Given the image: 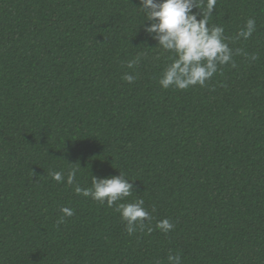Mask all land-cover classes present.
Wrapping results in <instances>:
<instances>
[{"label": "trees", "instance_id": "16d2710c", "mask_svg": "<svg viewBox=\"0 0 264 264\" xmlns=\"http://www.w3.org/2000/svg\"><path fill=\"white\" fill-rule=\"evenodd\" d=\"M138 7L0 0V264H264V0H217L233 59L183 90L160 86L171 54ZM71 169L73 185L49 175ZM119 172L133 193L117 203L152 217L131 234L74 191Z\"/></svg>", "mask_w": 264, "mask_h": 264}, {"label": "clouds", "instance_id": "9594fccd", "mask_svg": "<svg viewBox=\"0 0 264 264\" xmlns=\"http://www.w3.org/2000/svg\"><path fill=\"white\" fill-rule=\"evenodd\" d=\"M216 3L217 0H140L138 9L144 13L145 21L148 22L144 27L145 33L157 41L160 49L171 54L170 62L159 79L162 88L174 87L183 90L195 85L203 87L221 66L232 61L234 53L225 42L227 38L224 36V28L217 25L209 26ZM193 9L199 11L194 12ZM255 29V19L249 18L237 33V37L248 39ZM236 52L238 54L239 50ZM256 58L254 54L251 57L253 60ZM138 60L139 57L130 61L127 66L133 67ZM123 79L132 83L135 77L125 74ZM76 171L69 170L66 177L61 171H51L49 175L57 183L66 182L73 185ZM74 191L78 195L91 197L100 204L106 202L109 207L115 204V210L126 222V231L129 234L134 232L137 226L143 229L146 226L145 222L152 220L144 207L143 199L117 203L133 193L132 183L122 172L105 178L91 176L90 187L76 185ZM60 211L67 216L73 215V211L67 207L61 208ZM157 227L167 232L173 225L165 218L157 222ZM167 259L170 264H181L178 255H169Z\"/></svg>", "mask_w": 264, "mask_h": 264}]
</instances>
